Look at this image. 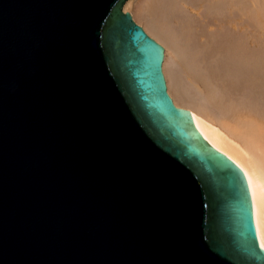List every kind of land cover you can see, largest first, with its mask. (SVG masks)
I'll return each instance as SVG.
<instances>
[{
    "label": "water",
    "instance_id": "1",
    "mask_svg": "<svg viewBox=\"0 0 264 264\" xmlns=\"http://www.w3.org/2000/svg\"><path fill=\"white\" fill-rule=\"evenodd\" d=\"M125 1L0 0V264H264Z\"/></svg>",
    "mask_w": 264,
    "mask_h": 264
},
{
    "label": "bare ground",
    "instance_id": "2",
    "mask_svg": "<svg viewBox=\"0 0 264 264\" xmlns=\"http://www.w3.org/2000/svg\"><path fill=\"white\" fill-rule=\"evenodd\" d=\"M123 9L163 47L175 106L241 167L264 250V0H126Z\"/></svg>",
    "mask_w": 264,
    "mask_h": 264
},
{
    "label": "rangeland",
    "instance_id": "3",
    "mask_svg": "<svg viewBox=\"0 0 264 264\" xmlns=\"http://www.w3.org/2000/svg\"><path fill=\"white\" fill-rule=\"evenodd\" d=\"M127 1H129V0H127ZM124 10V9H123ZM124 11H126V10H124ZM139 25V24H138Z\"/></svg>",
    "mask_w": 264,
    "mask_h": 264
}]
</instances>
